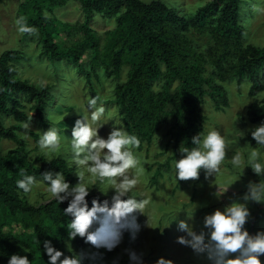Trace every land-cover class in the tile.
Instances as JSON below:
<instances>
[{"label": "trees", "instance_id": "trees-1", "mask_svg": "<svg viewBox=\"0 0 264 264\" xmlns=\"http://www.w3.org/2000/svg\"><path fill=\"white\" fill-rule=\"evenodd\" d=\"M67 1L24 0L21 6L27 24L38 30L35 37L42 56L54 67L63 62L76 70L97 99L95 83L102 89V79L119 77L127 68V78L116 84L112 101L128 133L136 135L141 146L153 140L159 143L161 132L167 137L164 151L171 149L169 159L176 158L180 147L194 146L191 137L202 132L204 118L199 107L206 97L216 109L228 104L218 81L252 80L250 97L262 88L264 49L245 44L240 20L242 0H211L190 16L160 1L71 0L83 13L82 22L74 25L59 21L53 14ZM44 10L50 16H45ZM97 15L114 21L113 29L104 34L103 44L90 27ZM60 34L77 39L66 47L65 42L55 43ZM188 34L206 35L210 42L200 49ZM24 59L19 50L0 53V140L19 142L18 133H22L38 143L39 134L21 125L29 121L24 110L31 105L29 110L45 127L52 94L48 87H37L17 77L16 67ZM155 83H160L158 92L153 89ZM250 115L252 122L261 121L264 109L253 106ZM5 118H13L15 124L6 126ZM59 135L64 139L66 130ZM20 145L25 147L23 142ZM45 171L61 172L68 182L74 181L63 156L32 158L24 148L0 153V264H8L12 254L28 255L31 264H47L44 240H51L66 255L67 244L80 250L89 245L80 237L70 241L71 217L63 211L68 201L52 199L34 206L18 189L17 181L24 175L43 181L41 173ZM94 197L107 199L89 195V207ZM13 224L20 226V232L14 231Z\"/></svg>", "mask_w": 264, "mask_h": 264}, {"label": "rangeland", "instance_id": "rangeland-1", "mask_svg": "<svg viewBox=\"0 0 264 264\" xmlns=\"http://www.w3.org/2000/svg\"><path fill=\"white\" fill-rule=\"evenodd\" d=\"M141 1H160L177 9L180 14L190 16L196 9L211 0ZM23 2L24 0L0 1V53L6 50L23 52L25 59L16 67L17 77L37 87L50 88L52 100L47 107L46 126L43 127L38 122L33 112L29 110L31 105H27L24 112L29 118L28 122L32 121L29 129L41 136L43 131L54 127L58 132L66 130V135L64 139H61L60 149L51 152L46 149L41 150L38 143L28 135L18 133L19 142L0 140V153L4 155L9 150L24 148L29 151L32 158L42 156L50 160L63 156L74 178L70 185H75L78 181L76 174L82 171L74 164L71 151V129L77 119L87 118L93 128L98 129L99 135L104 138L113 127H122L128 133L112 101L116 84L124 82L127 78V68L122 69L119 77L113 75L102 79V89L95 83L99 94L97 107L103 106L105 112L99 121L92 122L91 109L88 105L89 100L95 96L91 94L86 82L77 71L67 68L63 62L58 63L56 67L52 66L50 61L42 56L35 35L27 34L25 39L24 34L18 32L15 20L22 15L20 9ZM241 8L240 20L244 27L245 44L264 49V0H242ZM44 14L50 16L46 10ZM53 14L59 21L71 25L83 20L79 4L71 0L55 9ZM90 27L101 36L103 44L106 40L104 34L113 29L114 21L97 15L90 22ZM188 37L194 38L200 49H205L210 42L206 35L188 34ZM75 39L77 37L71 40L67 39L66 35L60 34L55 43L65 42V46L70 47ZM260 78L262 88L252 97L249 96L252 80L244 79L241 83H237L236 79H228L226 82L218 81L224 90L228 104L216 109L212 101L206 97L199 107L204 118L201 134L206 135L208 131L216 129L225 136L229 144L227 158L221 166V172L215 177L205 179V173L201 170L199 180L178 182L175 177L174 162L180 158L181 153H178L175 159H169L172 157V152L170 148L164 151V141L167 137L162 132L159 143L153 140L150 145L144 143L139 149H132L140 159L141 167L131 171L141 174L138 186L130 195L138 199L147 198L150 202L142 213L137 214L140 230L134 239L129 231H124L121 243L112 251L104 248L97 250L91 245L84 249L87 252L100 253L94 260L95 264H100L99 262L102 264H135L129 258L131 251L141 256L142 264H155L160 257L172 259L175 264H207V261L196 256L190 248L176 242L178 236L185 235L184 232L178 230L177 223L178 220L187 219V215L191 216L194 213L193 219L188 222L193 224L195 230L199 232L206 213H211L216 208L223 209L224 205L230 202V198L242 196L249 180L255 182H259L260 179L264 180V177H258L252 172L247 162V157L253 149H259L261 159L264 160V148L256 145L249 132L250 128L264 122V119L252 122L250 115V109L253 106L264 109V70ZM153 89L158 92L160 83H155ZM4 124L8 126L15 124V121L13 118H5ZM22 142L25 147H21ZM235 152L244 155V163L238 168H234L231 164V157ZM167 160L169 164H165ZM83 171L86 182L92 188L90 195L110 199L113 195L110 182H97L95 177L88 175L86 170ZM47 187L46 182L36 181L32 191L25 194L26 201L38 206L54 199L47 192ZM249 208L251 217L245 227L252 234L258 230H264V204L250 203ZM13 228L15 232H20V226L13 224ZM73 250L80 251L78 248H73ZM260 259L264 262V256ZM89 261L92 262V260Z\"/></svg>", "mask_w": 264, "mask_h": 264}, {"label": "clouds", "instance_id": "clouds-1", "mask_svg": "<svg viewBox=\"0 0 264 264\" xmlns=\"http://www.w3.org/2000/svg\"><path fill=\"white\" fill-rule=\"evenodd\" d=\"M15 24L21 34H38V30L29 26L23 15L15 20ZM88 106L91 109V121H99L105 108L97 107L95 97L89 100ZM31 122L25 123L23 127L29 129ZM249 132L256 145L264 148V122L250 128ZM71 137L73 162L77 168L82 169L76 174L77 183L70 185L61 172L45 171L41 176L47 183V192L52 198L60 203L68 201V206L63 211L66 216L71 217L68 232L70 241L80 237L97 250L104 248L112 251L121 243L124 231H129L132 238H135L140 230L137 214L142 213L150 202L147 198L138 199L130 195L138 186L141 174L131 171L141 167L140 159L132 149H139L141 141L122 127H113L104 138L83 117L75 121ZM191 144L194 145L191 148L179 149L181 156L174 162L176 180H199L201 170L205 173V179L218 175L228 155L229 144L225 136L216 129L208 131L206 135L198 132L191 137ZM38 145L41 150H59L61 138L58 130L52 127L43 131ZM247 162L256 176L264 177V160L261 159L259 149L250 152ZM242 163L244 155L235 152L231 157V164L238 168ZM83 170L95 177L97 182H110L113 190L110 199L101 201L94 197L89 207L87 197L92 188L86 182ZM35 184L36 178L33 175H24L23 179L17 181L18 189L26 194L32 191ZM245 187L243 195L230 198L223 209L216 208L211 213H206L199 232L188 222L193 219L194 213L187 215V219L178 220L177 228L185 235L178 236L176 242L190 248L207 264H264L260 259L264 256V230L252 234L245 227L251 217L249 204H264V180H249ZM42 244L43 251L48 256L47 264H84L85 260L94 261L100 255L99 252H87L83 249L77 252L71 244L66 245L70 248L66 255L54 247L51 240H44ZM129 258L135 264H142L141 256L135 251L129 253ZM8 264H31V260L28 255L12 254ZM155 264L175 262L160 257Z\"/></svg>", "mask_w": 264, "mask_h": 264}]
</instances>
